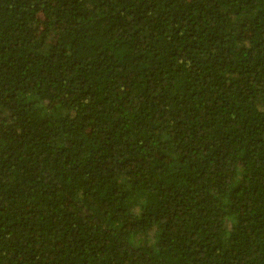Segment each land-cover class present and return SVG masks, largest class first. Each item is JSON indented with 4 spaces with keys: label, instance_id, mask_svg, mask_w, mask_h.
Returning a JSON list of instances; mask_svg holds the SVG:
<instances>
[{
    "label": "trees",
    "instance_id": "trees-1",
    "mask_svg": "<svg viewBox=\"0 0 264 264\" xmlns=\"http://www.w3.org/2000/svg\"><path fill=\"white\" fill-rule=\"evenodd\" d=\"M0 264H264V0H0Z\"/></svg>",
    "mask_w": 264,
    "mask_h": 264
},
{
    "label": "rangeland",
    "instance_id": "rangeland-1",
    "mask_svg": "<svg viewBox=\"0 0 264 264\" xmlns=\"http://www.w3.org/2000/svg\"><path fill=\"white\" fill-rule=\"evenodd\" d=\"M140 238H138L137 240H139Z\"/></svg>",
    "mask_w": 264,
    "mask_h": 264
}]
</instances>
